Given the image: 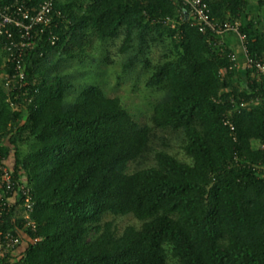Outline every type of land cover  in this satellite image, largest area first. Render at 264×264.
<instances>
[{
  "label": "trees",
  "instance_id": "trees-1",
  "mask_svg": "<svg viewBox=\"0 0 264 264\" xmlns=\"http://www.w3.org/2000/svg\"><path fill=\"white\" fill-rule=\"evenodd\" d=\"M203 1L214 22L241 21L248 58L264 61V24L248 12L264 0ZM54 11L62 15L57 42L44 39L25 55V86L0 82V158L25 177L35 224L19 255L0 264H264L262 78L248 69L243 81L231 51L198 33L178 0H54ZM86 31L99 42L122 36V69L138 64L149 73L145 86L160 97L148 124L93 84L74 89L64 75H49L47 59L77 58L72 45ZM151 46L164 50L153 64ZM3 57L0 50L2 76L12 73ZM254 98L255 106L232 112ZM153 130L180 132L189 162L152 151ZM150 155L151 166L126 172ZM127 215L140 225L119 233L113 219Z\"/></svg>",
  "mask_w": 264,
  "mask_h": 264
},
{
  "label": "built area",
  "instance_id": "built-area-1",
  "mask_svg": "<svg viewBox=\"0 0 264 264\" xmlns=\"http://www.w3.org/2000/svg\"><path fill=\"white\" fill-rule=\"evenodd\" d=\"M191 19L192 26L200 34H209L211 45L222 53L224 44L222 36L226 33L235 34L246 56V66L253 69L257 77L262 78L264 86V61L248 58L246 53L247 37L239 32V21L218 24L210 17V11L203 0H178ZM62 17L54 11V0H43L32 4V0H9L0 5V41L4 52V62L12 68V73L2 76L3 85L11 90L25 86V55L33 50L44 39L50 46L57 42L54 30L57 27L55 19ZM232 68L237 66L235 56L229 54ZM258 103V98L250 102L234 104L232 112L239 109H249ZM230 135L235 141V128L228 118L223 120ZM33 208L31 191L24 176L15 178L12 167L7 159L0 158V257L10 255L16 257L20 253L23 236L26 229L35 231V224L31 220ZM13 214L12 228L5 229L6 219ZM15 220H19L21 227H17ZM30 243L33 240H29Z\"/></svg>",
  "mask_w": 264,
  "mask_h": 264
},
{
  "label": "rangeland",
  "instance_id": "rangeland-1",
  "mask_svg": "<svg viewBox=\"0 0 264 264\" xmlns=\"http://www.w3.org/2000/svg\"><path fill=\"white\" fill-rule=\"evenodd\" d=\"M253 2V1H252ZM250 17L256 18L261 24L264 15V4H252ZM263 25V24H262ZM122 36L106 42H99L90 32L86 31V38L79 45H72L73 54L79 53L76 58H60V52L50 57L43 66L51 67L49 75H64L73 88H81L90 83L100 89L110 98L117 97L126 111L133 117L138 125L148 124L150 104L158 100L160 94L145 86L149 73L136 64L132 69L123 70L122 64L125 55L118 52ZM164 50L160 46H151L147 57L153 64L159 61ZM60 58V59H59ZM2 75L0 73V82ZM74 94V92H73ZM183 136L180 132L153 130L150 141L152 151H164L183 162H189L181 146ZM11 162V159H10ZM152 165V155L146 160L129 162L126 172L146 168ZM113 217H108L112 219ZM114 223L120 233L128 225L139 227L140 223L130 215L115 217Z\"/></svg>",
  "mask_w": 264,
  "mask_h": 264
},
{
  "label": "crops",
  "instance_id": "crops-1",
  "mask_svg": "<svg viewBox=\"0 0 264 264\" xmlns=\"http://www.w3.org/2000/svg\"><path fill=\"white\" fill-rule=\"evenodd\" d=\"M253 3H255V2H253ZM253 3H251V5L248 8V12L250 15H251L250 9L254 8L252 6ZM254 19L256 20V18H254ZM256 21H258V20H256ZM239 22L241 23V21H239ZM260 22H261V24H264V15L262 16ZM221 40H222V43L224 44V46L228 50H230L231 53L235 56L236 61H237V66L235 67V69L241 73V78L243 81H245V71L248 70V68L246 66V56L242 50V47H241V44H240L238 37L233 33H226L225 35L222 36ZM0 50H1V48H0ZM1 63L2 64L4 63V57L2 58ZM26 237H27L26 234H24L23 239L24 238L27 239Z\"/></svg>",
  "mask_w": 264,
  "mask_h": 264
},
{
  "label": "water",
  "instance_id": "water-1",
  "mask_svg": "<svg viewBox=\"0 0 264 264\" xmlns=\"http://www.w3.org/2000/svg\"><path fill=\"white\" fill-rule=\"evenodd\" d=\"M184 14H185V19H187L188 18V14H187V12L184 10Z\"/></svg>",
  "mask_w": 264,
  "mask_h": 264
}]
</instances>
